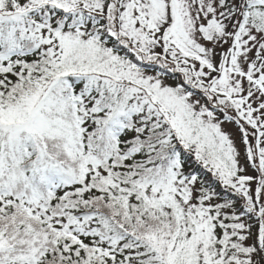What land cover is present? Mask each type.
<instances>
[{
  "label": "snow or ice",
  "instance_id": "snow-or-ice-1",
  "mask_svg": "<svg viewBox=\"0 0 264 264\" xmlns=\"http://www.w3.org/2000/svg\"><path fill=\"white\" fill-rule=\"evenodd\" d=\"M0 264H264V0H0Z\"/></svg>",
  "mask_w": 264,
  "mask_h": 264
}]
</instances>
